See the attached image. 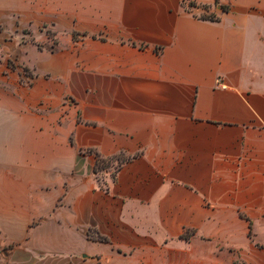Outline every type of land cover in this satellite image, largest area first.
I'll list each match as a JSON object with an SVG mask.
<instances>
[{
  "label": "crops",
  "instance_id": "crops-1",
  "mask_svg": "<svg viewBox=\"0 0 264 264\" xmlns=\"http://www.w3.org/2000/svg\"><path fill=\"white\" fill-rule=\"evenodd\" d=\"M0 26V264H264V0H0Z\"/></svg>",
  "mask_w": 264,
  "mask_h": 264
},
{
  "label": "rangeland",
  "instance_id": "rangeland-1",
  "mask_svg": "<svg viewBox=\"0 0 264 264\" xmlns=\"http://www.w3.org/2000/svg\"><path fill=\"white\" fill-rule=\"evenodd\" d=\"M190 5H193V2H189ZM202 17L207 16L206 14H201ZM3 28L0 26V31H2ZM36 30V31H35ZM33 30L30 27H27L25 29L23 28H17V34H13L14 38L21 44H35L38 45L40 48H43L45 46L44 39L41 38V32L47 31V35L49 36L48 42H51L50 44L55 45L57 40L53 37V34L49 32V30L46 29L44 26H40L39 29ZM118 165L114 164V166L111 164H103L100 165L96 171L97 176L99 179H104L107 175L106 173H109L112 177L115 175L117 171Z\"/></svg>",
  "mask_w": 264,
  "mask_h": 264
},
{
  "label": "trees",
  "instance_id": "trees-1",
  "mask_svg": "<svg viewBox=\"0 0 264 264\" xmlns=\"http://www.w3.org/2000/svg\"><path fill=\"white\" fill-rule=\"evenodd\" d=\"M204 9H205V10H208V7L205 6ZM205 19L210 20V21H219V18L216 17L215 15H209V16L205 17ZM100 165H101V164H99V165L97 166L96 171H97V169H98V167H99Z\"/></svg>",
  "mask_w": 264,
  "mask_h": 264
}]
</instances>
